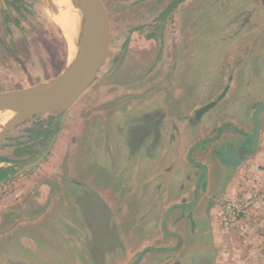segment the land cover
I'll return each instance as SVG.
<instances>
[{"label": "rangeland", "instance_id": "374dc122", "mask_svg": "<svg viewBox=\"0 0 264 264\" xmlns=\"http://www.w3.org/2000/svg\"><path fill=\"white\" fill-rule=\"evenodd\" d=\"M23 1L0 3V92L52 79L72 62L71 40L48 7L75 1ZM102 2L111 49L96 80L65 121L61 110L34 115L32 127L18 135L23 147L41 152L55 134L57 140L41 166L0 182V264L6 257L15 260L11 264H264V111L260 139L243 162L224 168L219 158L227 146L244 147L252 113L264 101V0ZM227 85V95L196 120L195 110ZM51 116L55 121L46 123ZM102 116L117 148L99 155L108 170L85 148L73 150L86 143V134L103 129ZM154 128L164 134L163 169L172 165L164 149L176 148L172 181L140 179L139 164H149L145 177L157 165L148 152ZM204 165L209 174L199 180ZM234 178L237 185L223 194ZM198 186L200 204L175 208L165 227L176 232L164 233L168 208L192 202ZM231 200L249 206L235 227L226 228L216 210ZM192 212L203 218L198 230L188 220ZM173 245L178 248L160 250Z\"/></svg>", "mask_w": 264, "mask_h": 264}, {"label": "water", "instance_id": "95a60500", "mask_svg": "<svg viewBox=\"0 0 264 264\" xmlns=\"http://www.w3.org/2000/svg\"><path fill=\"white\" fill-rule=\"evenodd\" d=\"M79 1L82 2V38L68 68L58 76L36 85L0 92V111L13 113L0 128V148L8 130L34 115L61 110L63 111V121L68 109L94 82L98 71L108 57L110 50V20L104 3L102 0ZM229 89L230 85H227L215 100L197 109L196 118L199 119L203 113L213 108L218 101L226 96ZM262 111H264V101L256 105L252 113L253 131L252 133L246 134L253 143H256L260 138V115ZM56 138L57 134L51 139L47 149L44 150L35 161L21 167L14 173L13 177L26 169L38 165L46 155H48ZM221 161L229 167H236L243 161V157L236 147L231 146L221 157ZM206 171L207 165H204L199 180ZM196 189L197 196L188 206L194 205L200 197V187L198 186ZM182 205L183 204H174L168 209L162 221V228L164 231L167 232L164 225L170 212L175 207ZM148 248H150V246L145 247L140 252V257L144 255Z\"/></svg>", "mask_w": 264, "mask_h": 264}, {"label": "crops", "instance_id": "0c3cea01", "mask_svg": "<svg viewBox=\"0 0 264 264\" xmlns=\"http://www.w3.org/2000/svg\"><path fill=\"white\" fill-rule=\"evenodd\" d=\"M5 2H7V0H0V3L5 7L6 5H5ZM213 2L215 3V6H217V5H219V4H223L224 3V0H213ZM16 4H20V5H25L26 3L23 1V0H16ZM209 5V4H208ZM106 8V7H105ZM107 14H108V12H107ZM109 17V16H108ZM110 20V19H109ZM157 27V26H156ZM110 31H111V25H110ZM154 31H155V27H154ZM145 38L146 39H148L147 38V36H145ZM155 38L156 37H154V36H151V38L150 39H153V40H155ZM109 44H110V47H111V39H110V36H109ZM111 49V48H110ZM69 50H70V56H69V58L70 59H72L73 58V55L74 54H72L71 53V48H70V46H69ZM109 52H110V50H109ZM109 55V54H108ZM190 56V55H189ZM107 59V58H106ZM106 61V60H105ZM104 61V62H105ZM104 64V63H103ZM102 64V65H103ZM102 67V66H101ZM99 72V71H98ZM98 75V74H97ZM97 78V77H96ZM96 80V79H95ZM94 80V81H95ZM93 84V83H92ZM91 84V85H92ZM83 95V94H82ZM81 95V96H82ZM227 95V94H226ZM81 96H80V98H81ZM79 98V99H80ZM78 99V100H79ZM77 100V101H78ZM76 101V102H77ZM75 102V103H76ZM74 103V104H75ZM74 104L68 109V111H67V114H66V117H65V119H64V121L66 120V118H67V115H68V113H69V111L71 110V108L74 106ZM203 106V105H202ZM216 106V105H215ZM214 106V107H215ZM213 107V108H214ZM200 108V107H199ZM198 108V109H199ZM213 108H211V109H213ZM210 109V110H211ZM210 110H208L207 112H209ZM196 111H197V109L195 110V114H194V117H195V119L196 120H200L201 118H202V116L204 115V114H206L207 112H205V113H203L202 115H201V117L199 118V119H197L196 118ZM32 118H34V117H32ZM34 120H36V119H34ZM55 120H54V117L53 116H51L50 117V119H47L46 120V123H52V122H54ZM102 121H104L105 122V124H103V129L101 130V131H96V130H94V131H92L91 133H88V134H86V136L88 137V139H87V141H86V143L84 142L83 144H81V145H78L77 147L75 146L74 148H73V150H74V154H80V153H82L83 152V149L85 148V150H86V152L88 153V155H89V157H90V159H92L94 162L96 161L97 162V164H98V166L100 167V168H102V169H104V170H108L109 169V167L107 166V163L106 162H104V161H102L100 158H99V155H102V154H106V155H108V153H112L113 151L115 152V153H117V148H116V145L114 144V142H113V140L111 139V141H112V144L109 142V140H110V138L113 136L112 135V133H111V131L109 130V128H108V126H110L107 122V119L104 117V116H102ZM29 119H27V120H25V121H23V122H20V123H18L17 125H15L14 127H12L10 130H8V132H11V130H17L16 131V133H14V137L13 138H11V137H9L10 135H8V132L6 133V135H5V138H4V141H3V144H2V146H1V148H0V182L1 181H6L7 179H10L9 177H10V175L13 173V175H14V173L17 171V170H19L21 167H23L24 165H26V164H28V163H31V162H33V161H35L40 155H41V153L43 152H41V151H38V147L37 146H24L23 147V145L22 144H19L18 143V140L17 139H19L18 138V135L20 134V133H22V131L23 130H25V131H28V129H30L31 127H32V125L30 126H28L27 124H29ZM32 123H33V121H31ZM261 123V122H260ZM63 126V125H62ZM156 127V126H155ZM22 130V131H21ZM121 132H123V131H121ZM149 133L153 136L152 137V139H153V146L151 147V149L150 150H148V152H149V155L151 156V157H153V163H155V165H156V163H157V165L156 166H154V167H152V165H150L148 168H147V170H149V174H151V177H149V174H148V176L147 177H145V174H144V168H146L149 164L147 163V164H145V162L143 161L141 164H139L138 165V167L140 166L141 168H140V170H141V172H142V177L140 178L142 181H149V180H151V181H172L171 180V176H173L174 174H176V167H175V163H176V158H177V152H176V148H175V146L173 145V146H169L168 147V149L166 150V149H164V153H163V158H164V155H168V163L170 164L171 163V160H172V165L170 164L167 168H162L161 167V154H162V151H161V149H162V146H161V137H164V134L162 135V133H161V131H160V129H156V128H154L153 130H150L149 131ZM23 134V133H22ZM145 134L146 133H143V135L141 136L142 138L143 137H146V136H148V135H146L145 136ZM260 136H261V133H260ZM174 137V135H172V134H170L169 135V138L171 139V138H173ZM260 139V138H259ZM33 140H39L40 141V138H36V139H33ZM57 140V139H56ZM259 141V140H258ZM10 142H16V144H11ZM56 142V141H55ZM105 143H107V144H105ZM129 143H130V141H129V139H128V143H127V145H129ZM55 144V143H54ZM104 145H107L108 146V151H105V148H104ZM145 145H146V141L143 139L142 140V146H141V148L143 149L144 147H145ZM53 147V146H52ZM129 147V146H128ZM137 147H138V145H137ZM156 149V150H155ZM51 150H52V148H51ZM51 150L49 151V153H48V155H46V157L38 164V165H36V166H34V167H31V168H29V169H32V168H36L37 166H41V164H42V162L49 156V154H50V152H51ZM88 150H89V152H88ZM104 150V151H103ZM105 152V153H104ZM131 152H133V151H131ZM155 152H157V153H155ZM114 153V154H115ZM155 154H156V161H155ZM151 157H150V159H151ZM221 160V159H220ZM243 160H244V158H243ZM71 162H72V160H71ZM151 162V161H150ZM243 162V161H242ZM241 162V163H242ZM240 163V164H241ZM221 164H223L222 165V167H224V168H228L229 166H227V165H225L224 163H222V161H221ZM239 164V165H240ZM238 165V166H239ZM152 167V168H151ZM237 167V166H236ZM229 168H234V167H229ZM118 169V166H117V164H114V169H113V172L115 171V170H117ZM163 169V170H162ZM26 170H28V169H26ZM26 170H24L22 173H20V174H18V175H16V176H14L13 177V175L11 176L12 178H17V176H19V175H26L27 174V172L28 171H26ZM209 170L210 169H208V166H207V171L204 173V174H206V176H205V178H207V174H209L208 172H209ZM162 171L165 173V174H162ZM74 172H76V170H74ZM145 172H146V169H145ZM163 175V176H162ZM213 175V178H212V176H211V181H216L217 179H216V175L215 174H212ZM2 176H3V178H2ZM204 176V175H203ZM202 176V177H203ZM164 177H166L165 179H164ZM202 179V178H201ZM69 181H81L79 178H75V179H71V178H69ZM90 181V180H89ZM217 182V181H216ZM239 181L237 180V178H234L232 181H229L228 182V186H227V188H226V190L223 192V194H227L228 195V192H230V189H232L235 185H237V183H238ZM245 182V181H244ZM218 183V182H217ZM245 187H246V185H245ZM196 198V197H195ZM200 202H201V198L199 197L198 198V200H197V202L194 204V205H192L193 207H197L199 204H200ZM175 204H179V203H175ZM174 205V204H173ZM185 207H192V206H188V204H183ZM182 205V206H183ZM172 206V205H171ZM170 206V207H171ZM182 206H177V207H182ZM169 207V208H170ZM177 207H175V208H177ZM222 207V206H221ZM220 207V208H221ZM168 208V209H169ZM175 208L170 212V214L168 215V217H167V219H166V221H165V225L164 226H166V223H167V221H168V219H170V217H171V214H172V212L175 210ZM220 208L218 209L217 208V212H216V216H215V218H217L218 220H219V218H218V211L220 210ZM168 211V210H167ZM167 213V212H166ZM166 215V214H165ZM165 217V216H164ZM194 218V219H193ZM199 218V219H198ZM164 219V218H163ZM200 219H203L202 217H200L199 216V214H197V213H195V212H192V213H190V215H188V220L191 222V224H192V226L193 227H196V230H198L199 229V224H198V221L200 220ZM163 221V220H162ZM196 222H197V225H196ZM220 222V221H219ZM161 228H162V222H161ZM166 228V227H165ZM162 230L164 231V229L162 228ZM167 230V232L166 231H164V233H166V234H168L169 236H173L174 234H175V232H176V229H174V230H168V229H166ZM181 237V236H180ZM8 245V243L6 242V247H8L7 246ZM0 246H3V247H5V244H3V242L2 241H0ZM178 248V246H176V245H173V246H168L167 248H164V249H160L161 251H169V250H171V251H173V250H175V249H177ZM1 250H3V248L1 249L0 248V251ZM0 259H2V257H0ZM3 259H5V258H3ZM11 260H13V261H15L14 259H11L10 257H6V261H5V263L6 264H11L12 263V261ZM18 261V260H17ZM24 264H27V261H22Z\"/></svg>", "mask_w": 264, "mask_h": 264}, {"label": "bare ground", "instance_id": "6f19581e", "mask_svg": "<svg viewBox=\"0 0 264 264\" xmlns=\"http://www.w3.org/2000/svg\"><path fill=\"white\" fill-rule=\"evenodd\" d=\"M73 1L75 2H67L65 4L59 3L53 8L49 6L48 13L57 22V24L65 30V33H67V36L71 40L73 54L75 55L82 38L83 26L82 2L79 0ZM80 29H82L81 32ZM12 115V112L0 111V124H4Z\"/></svg>", "mask_w": 264, "mask_h": 264}, {"label": "built area", "instance_id": "2783aa9c", "mask_svg": "<svg viewBox=\"0 0 264 264\" xmlns=\"http://www.w3.org/2000/svg\"><path fill=\"white\" fill-rule=\"evenodd\" d=\"M249 202L227 201L218 211L220 224L226 228L235 227L246 212Z\"/></svg>", "mask_w": 264, "mask_h": 264}, {"label": "flooded vegetation", "instance_id": "af4514ba", "mask_svg": "<svg viewBox=\"0 0 264 264\" xmlns=\"http://www.w3.org/2000/svg\"><path fill=\"white\" fill-rule=\"evenodd\" d=\"M245 136H246V138H247V140L246 141H244L243 142V148L242 149H238L236 146H234V147H236L237 148V150H238V152L241 154V156L244 158V152L247 150V149H250L251 147H252V145L254 144L248 137H247V135L245 134ZM258 142V141H257ZM229 147H231V146H227V148L225 149V151L224 152H220V154H219V158L221 159V157L227 152V150L229 149ZM221 161V160H220Z\"/></svg>", "mask_w": 264, "mask_h": 264}]
</instances>
